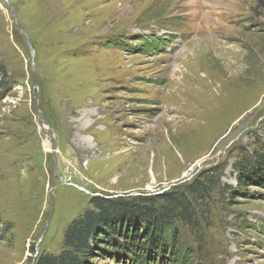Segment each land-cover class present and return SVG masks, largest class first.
<instances>
[{"label":"rangeland","instance_id":"obj_1","mask_svg":"<svg viewBox=\"0 0 264 264\" xmlns=\"http://www.w3.org/2000/svg\"><path fill=\"white\" fill-rule=\"evenodd\" d=\"M7 1L21 29L0 0V264L60 254L91 197L163 193L218 165L235 191L264 153V0ZM228 201L181 229L192 264H264V186Z\"/></svg>","mask_w":264,"mask_h":264},{"label":"trees","instance_id":"obj_2","mask_svg":"<svg viewBox=\"0 0 264 264\" xmlns=\"http://www.w3.org/2000/svg\"><path fill=\"white\" fill-rule=\"evenodd\" d=\"M0 75L2 89L7 86L3 66ZM223 171L224 166L218 165L179 188L130 200L91 197L90 207L65 229L61 253L41 256L35 264H94L106 259L126 264H192L195 251L184 245L181 229L200 232L211 219L215 201L230 204L245 196L249 186L263 187L264 153L240 166L235 191L222 185Z\"/></svg>","mask_w":264,"mask_h":264},{"label":"water","instance_id":"obj_3","mask_svg":"<svg viewBox=\"0 0 264 264\" xmlns=\"http://www.w3.org/2000/svg\"><path fill=\"white\" fill-rule=\"evenodd\" d=\"M5 2V5L7 6V8L10 10L11 14H12V20L15 24V26L18 28V29H21L19 24H18V19H17V14L15 12V10L12 8V6L8 3L7 0H4ZM22 33H24L23 30H21ZM26 40L28 39V36L26 34H24ZM34 57V54L32 52V58ZM34 65H32L33 67ZM35 69H32V72H31V84L34 85V82H33V77H34V71ZM37 98H38V95L35 97V100H34V107H35V110H36V115L38 116V120H39V126L41 127L42 129V132L49 138L50 140V144H51V150H52V158H53V162H54V168L56 167L55 166V162H56V142H55V136H54V133H53V130L51 127L47 126V124L45 123L42 115L40 114V111L38 109V104H37ZM47 127V131L44 132V128H42L43 126ZM54 180H55V176L52 178V181L50 182V185H49V192H50V208H49V216H48V219H47V222H46V226H45V231L47 229V226H48V223H49V220H50V217L53 213V204H54V195H53V187H54ZM43 238V235L40 236L39 240H38V243L42 240ZM37 243V244H38ZM36 256V254L34 255ZM34 260V259H33Z\"/></svg>","mask_w":264,"mask_h":264},{"label":"bare ground","instance_id":"obj_4","mask_svg":"<svg viewBox=\"0 0 264 264\" xmlns=\"http://www.w3.org/2000/svg\"><path fill=\"white\" fill-rule=\"evenodd\" d=\"M203 19H204V17H203ZM42 128H44V132L47 131V127L46 126H43ZM50 151H51V144H50Z\"/></svg>","mask_w":264,"mask_h":264}]
</instances>
